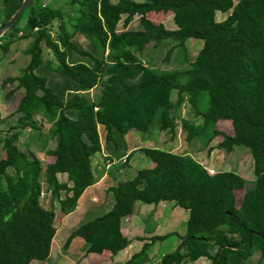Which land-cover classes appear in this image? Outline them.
Returning a JSON list of instances; mask_svg holds the SVG:
<instances>
[{
    "label": "trees",
    "instance_id": "1",
    "mask_svg": "<svg viewBox=\"0 0 264 264\" xmlns=\"http://www.w3.org/2000/svg\"><path fill=\"white\" fill-rule=\"evenodd\" d=\"M21 1L0 0V27ZM35 2L22 13V30L16 28L20 16L0 36L3 54L15 40L31 38L23 51L26 66L0 84L12 86L6 98L22 92L15 124L0 136V264L47 259L55 204L60 214L72 212L97 180L91 158L101 150L100 131L107 144L114 132L145 134L152 123L159 132L173 135L177 122L187 127L188 139L201 137L206 144L218 135L215 147L225 154L233 147L245 148L253 179L245 181L233 171L210 174L187 153L139 148L151 166L107 187L110 209L78 225L63 247L77 237L86 245L85 254L106 251L115 256L128 246L120 224L135 204L166 202L186 212L184 231L174 233L176 248L154 264H191L200 258L208 264H242L255 251L263 258L264 0H65L66 10L35 7ZM166 12L173 29L145 17ZM216 13L225 17L217 21ZM133 17L139 28L128 30ZM76 36L88 50L77 45ZM188 39L200 40L201 46L184 69L159 72L140 59L148 44L172 41L166 59ZM42 49L50 59L43 58ZM73 53L82 60L70 61ZM37 69L45 76L36 74ZM46 72L59 81L48 84ZM97 87L98 99L92 101L88 93ZM183 105L186 118L179 115ZM217 121H227L231 134L216 131ZM44 124L51 141L44 152L52 161L42 166L28 148L18 149L17 142L24 130L38 131ZM236 191L241 192L238 206ZM44 195L46 208L40 201ZM169 235L153 236L149 244ZM149 244L143 243L125 263L139 264Z\"/></svg>",
    "mask_w": 264,
    "mask_h": 264
},
{
    "label": "rangeland",
    "instance_id": "2",
    "mask_svg": "<svg viewBox=\"0 0 264 264\" xmlns=\"http://www.w3.org/2000/svg\"><path fill=\"white\" fill-rule=\"evenodd\" d=\"M64 1L65 0H36L34 6L37 7L39 4H41L47 5L52 8L65 9L63 4ZM216 1L222 2L223 0ZM145 17L148 21L152 22L153 24H160L165 29L174 28L171 21V14L168 12L147 13ZM224 17L225 15L220 13L215 14V19L217 21L222 20ZM25 18L26 15L23 14L17 21L16 28L18 30H22L24 28ZM56 24V22L53 23L52 32H54ZM118 28L121 29L120 23L118 24ZM138 28L139 25L137 22V18L133 17L131 23L126 27V29L134 30ZM74 41L81 49L88 50L87 43L81 37L76 36L74 38ZM30 43L31 38L17 39L9 46V50L7 53L3 54L0 51V84L6 77L18 75L20 70L26 66L28 62V56H26L23 51L30 45ZM172 43L173 42L170 40H164L155 47H152L151 44H148L144 47L141 54L139 55L140 59L145 64V66L159 72L181 70L186 68L188 63L194 59L196 52L201 46L200 40L188 39L181 47L172 50V52L165 59L164 55L166 53V50L172 45ZM42 55L44 59H50V55L47 50L42 49ZM80 59L82 60L81 57L73 53L70 61L73 62ZM35 73L41 76H45V73H40L39 69H37ZM46 78L48 84L51 85L59 81V79L50 72H46ZM11 88V85H5L2 87L0 86V136L5 135L9 131V128L13 127V125L15 124L16 115H14V109L16 107L17 100L22 92L20 90L15 91L9 98H6L5 94ZM88 95L92 101H96L99 96V87L90 91ZM170 97H172V99L174 98L173 92H171ZM203 99V108H205L207 104L205 94L203 95ZM179 115L182 118H186V116L188 115L187 107L185 105L180 107ZM47 128L48 126L44 124L39 128L38 131L32 132L24 130L17 142L18 149L25 150V147L28 148L31 152H33L35 157L39 159L42 166L52 161V157L46 155L44 152L45 149L51 146V141L49 140L47 135ZM215 130L228 135L231 134V128L227 121H217L215 123ZM99 134L103 151L102 154L99 152L94 154V156L91 158V167L94 173H97L98 171L101 172V169H105V171H108V173L106 179L103 180L104 182L94 188V194L97 197H100L101 193L103 194V187L114 184L118 180L128 179L131 177V173L132 175H134L137 170L148 168L151 166V163L147 159L142 158L141 154L137 150L142 147L157 148L175 154L187 153L201 166L205 167L210 172L215 173L218 171H233L241 176L245 181H251L253 179L251 172V158L245 148L233 147V150L229 154H225L215 147L216 143L220 140V137L218 135L206 144L204 142V138L201 139V137L192 136L188 139L187 127L181 126L179 122H177V126L174 130L173 135H170L168 133L166 134L165 132H159L154 123H152L150 129L145 134L135 133L133 130H129L126 134H119L114 132L112 135L113 141L107 144H105L103 141L102 131H100ZM130 152L131 154L128 157L127 155H125L124 158H120L122 154H129ZM1 156L2 155L0 150V157ZM108 159H112V163ZM122 163L124 166H121ZM121 167L122 170L119 173L118 170H120ZM126 168L128 169V172ZM112 170L113 176L111 174ZM114 172L117 173L116 176ZM57 180L59 182H66V178L64 175H57ZM234 195L235 205L238 206L241 192L236 191L234 192ZM85 196L86 194L84 192L81 198L82 200H80L81 204L85 201ZM64 200L65 198H63L62 195L60 202L62 203ZM40 201L42 206L46 208L48 205V196L44 195L40 199ZM136 205H139V203H136ZM58 206L56 208L57 211ZM80 208H78V212ZM159 209L166 211L165 213H167L168 210L171 209V207L169 205L162 204L159 206ZM178 209L179 210L177 212H174L173 214L168 213V215H161L158 217V224L162 229L161 231H163V229H169L170 231L172 230L177 233H183V213L186 214V212L180 208ZM78 212L75 211L70 218L63 220L60 229L58 226V218L61 216V214L59 213V211L55 213L56 220L54 222V226L56 227V232L54 234V237L52 238L51 250L53 251V245L55 244L57 253H61L62 255L66 254L69 258H71V261L73 262L72 264H85L88 263L89 258L85 254V243L80 238H73L65 248L63 247V244L69 233L78 225L85 222L84 219H80V217H78ZM102 212L104 211L99 210L95 214L99 215ZM138 226L141 227V225ZM146 226H148L147 223ZM135 229L136 228H134L132 230L133 232L131 233L133 236H135ZM177 243L178 241L175 238H170L165 242L160 243L158 256L159 254L172 252ZM129 251L130 250H127L126 253H129ZM155 251L156 249L154 248V252ZM213 251L214 249L209 250L210 253H213ZM53 254L51 255V257H53ZM106 259L108 260L109 256H107L104 260L107 261ZM259 259L260 258L258 251H255L242 264H264V257L260 260ZM104 264H108V261ZM194 264H208V261L206 259H202Z\"/></svg>",
    "mask_w": 264,
    "mask_h": 264
},
{
    "label": "crops",
    "instance_id": "3",
    "mask_svg": "<svg viewBox=\"0 0 264 264\" xmlns=\"http://www.w3.org/2000/svg\"><path fill=\"white\" fill-rule=\"evenodd\" d=\"M102 151H103V148L101 146V150L99 153L102 154ZM125 155H127V153L122 154L120 156V158H124ZM109 161H111V163H112V159ZM121 170H122V167L120 170H118V172L120 173ZM126 170L128 172L127 168H126ZM107 173H108V171H105V169L104 170L101 169V172L98 171L97 173H95V174H97L96 182L83 191V193L81 194V196L78 198V200L76 202V206H75L74 210L72 212H68L67 214H61V216L58 218L59 229L62 225V221L70 218L74 214L75 211L78 212V208H80V206H81V208L78 212V217H80V219H84L85 221H88V220L92 219L93 217H95L96 216L95 213L99 210L106 212L110 209V207L112 205V198H111L109 193H106L105 190L107 187L114 185L117 181L114 184L103 187V189H102L103 194L101 193L100 197L99 196L97 197L94 194L95 193L94 188L96 186H99L101 183L104 182L103 180L106 179ZM111 174L113 176V170H112ZM114 174H115V176L117 175V173H115V172H114ZM133 176L134 175H132V173H131L130 178H132ZM130 178H128V179H130ZM118 181H121V180H118ZM67 184H69V183H67ZM84 192L86 194L85 201L81 204L80 200H82L81 198H82V195L84 194ZM162 204L169 205L171 207V209H169L168 212L165 213L166 211L159 209V206ZM55 206L56 207L54 209L53 226H54V222L56 220L55 219V213L58 212L56 210L57 204H55ZM178 210L179 209L177 207H174L172 205V203H166V202H160L156 206L144 205V204L136 205L135 204L132 214L124 217L121 220V224H120V232L128 240V246L126 248H124L122 251H120L119 253H117L115 256H112V257H110L106 251H103L101 254H97V255L86 254L89 259H88V263H85V264H104L107 261H108V264H126L125 262L128 260V258L134 252H136L143 243L149 244L151 237L163 236V235H166L168 233L171 234L167 238H164L163 240H156L155 242L150 243L146 253L140 258L141 262L139 264H148V263L154 264L157 257L162 256V254H159V256H158L160 243H163L167 239H170V238L176 239V237L174 236V233H176L177 235L182 234V233L174 232L172 230L170 231L169 229H165V230L163 229L164 232L161 231L162 229L159 227V224H158V217L161 215H168V213L173 214L174 212H177ZM104 212H102V213H104ZM183 214H184V221H185L186 214L185 213H183ZM146 223L148 224V226H146ZM138 225H141V227H139ZM54 228H55V232H56V227L54 226ZM134 228H136L135 229V236H133L131 234L133 232L132 230ZM51 242H52V240H51ZM177 244L175 245L174 249L176 248ZM51 245H52V243H50L49 254H48V257L45 261H43V262L33 261L29 264H33V263L34 264H72L73 263L71 261V258H69L66 254L62 255L61 253H57V249H56L55 244L53 245V251H52ZM85 248H86V245H85ZM154 248L156 249V251H155L156 253L154 252ZM127 250H130L129 253H126ZM51 252H52V254L54 252L53 257H51V255H52ZM105 254H108V255H105ZM107 256H109V259L108 260L106 259L107 261H105L104 259ZM202 259H204V258H200L191 264H194V263H196ZM132 264H134V263H132Z\"/></svg>",
    "mask_w": 264,
    "mask_h": 264
},
{
    "label": "water",
    "instance_id": "4",
    "mask_svg": "<svg viewBox=\"0 0 264 264\" xmlns=\"http://www.w3.org/2000/svg\"><path fill=\"white\" fill-rule=\"evenodd\" d=\"M34 0H22L17 10L0 27V36L8 30Z\"/></svg>",
    "mask_w": 264,
    "mask_h": 264
},
{
    "label": "built area",
    "instance_id": "5",
    "mask_svg": "<svg viewBox=\"0 0 264 264\" xmlns=\"http://www.w3.org/2000/svg\"><path fill=\"white\" fill-rule=\"evenodd\" d=\"M210 174H212L213 172H210V171H208Z\"/></svg>",
    "mask_w": 264,
    "mask_h": 264
}]
</instances>
